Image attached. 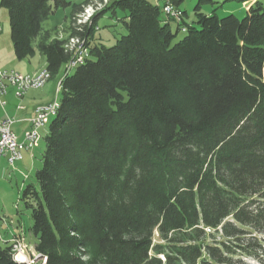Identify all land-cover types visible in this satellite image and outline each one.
I'll return each mask as SVG.
<instances>
[{"label":"trees","instance_id":"trees-1","mask_svg":"<svg viewBox=\"0 0 264 264\" xmlns=\"http://www.w3.org/2000/svg\"><path fill=\"white\" fill-rule=\"evenodd\" d=\"M90 1L0 0L16 59L38 52L51 79L71 60L43 27L59 8L88 49L20 197L35 251L46 264H264L263 2L238 18L198 0L187 22L182 0H110L127 32L106 46L92 43L98 13L75 25ZM0 264L26 263L0 241Z\"/></svg>","mask_w":264,"mask_h":264},{"label":"rangeland","instance_id":"rangeland-1","mask_svg":"<svg viewBox=\"0 0 264 264\" xmlns=\"http://www.w3.org/2000/svg\"><path fill=\"white\" fill-rule=\"evenodd\" d=\"M74 1L80 2L82 0ZM109 1L110 0L90 1L94 5V7H98V9H94L89 16H85V18L87 17L85 20L88 19L86 23H89V25L91 24L90 22L92 21V16L95 13H98L99 16L92 43H102L106 46H110L114 44L117 38L127 32L121 20L126 12L120 8H116L115 12L113 13L112 9H107ZM151 1H154L159 5H163L164 3V0ZM254 1L255 0H247V3H245V1L242 0H212L211 3L210 1L203 0L200 2V8L201 11L204 13L211 14L212 12H216L219 17H224L227 14L233 13L238 18H243L246 14V8L249 4L253 3ZM261 1L264 5V0ZM197 2L198 0H182L178 4L179 8L186 12V14L183 15L185 21L191 22L192 20H194V6ZM70 10V7L65 9L59 8L54 14L49 16V18L43 22V27L45 29H51L53 27H56L55 31L52 32L53 36L64 38L67 40L70 37V34L66 30L69 27L68 25H70L71 23L70 20L66 18V15L70 13ZM170 18V28L174 32L176 30L177 20L172 19V17ZM0 23V39L2 42V60L0 68H4V64H6V61L15 57V55L13 51V44L10 38L8 10L5 7H2L1 5ZM184 34V32L179 30L174 40H179ZM40 57L41 55L37 52L35 54L34 62L38 61V59L40 60ZM8 66L14 68V66L12 65ZM74 69L75 68H72L70 70V73H72ZM60 74V76L64 74V67L61 69ZM59 78L60 77H58V79ZM58 79L50 80V82L56 83ZM33 91L37 92L40 90H29L28 93H32ZM55 98L58 99V101L60 99V91H57L56 93V89L51 98V101H53ZM52 119L53 117L51 116L49 122L39 129L40 137L37 140L36 146L31 151L25 153L23 160L15 163V165L11 167L7 164L5 156H2L0 159V217L1 219L5 218L7 220V223H3L1 221L0 232L3 236L4 230L9 226L10 221L17 225L19 223L25 233V241L28 245H31V247L34 246L36 240L35 237L29 231V228L32 224V219L30 216V210L24 206L23 200L20 197L25 184L32 180L35 171L41 167V156L45 148V135L48 131L49 123ZM13 128L17 132L18 137L21 138L24 130L18 129L16 125H14ZM19 255L22 256L23 253H20ZM160 257L161 259H163L162 255ZM242 258L249 264H259L257 263V261L253 260L250 257Z\"/></svg>","mask_w":264,"mask_h":264},{"label":"built area","instance_id":"built-area-1","mask_svg":"<svg viewBox=\"0 0 264 264\" xmlns=\"http://www.w3.org/2000/svg\"><path fill=\"white\" fill-rule=\"evenodd\" d=\"M164 5L166 15L179 19L180 15L177 14L175 7L169 6V2ZM94 9H98V7H94L92 2L85 5L83 11L77 15L75 25L86 23L88 19L85 20L87 18L85 16H89ZM64 48L71 55V60L63 66L64 74H67L72 68H75L84 61L88 56V49L84 45V41L77 35H70L64 43ZM63 75L57 80L56 93L60 91V81ZM50 79L51 75L45 67L29 73H22L15 69H0V106L4 108L6 105L3 96L7 93L9 87L13 89L14 96L21 99L29 90L44 87ZM58 107L59 101L56 98L51 102L36 105L32 115L26 118L28 127L23 129L24 132L21 138L18 137L13 128L18 119L9 115L1 118L0 159L2 156H5L7 164L11 167L23 160L25 152L31 151L36 146L37 140L40 137L39 129L49 122L51 116L54 117L56 115ZM17 108L20 109L23 106L18 105ZM2 221L3 223H7L5 218ZM10 223L12 222L10 221ZM0 241H8L10 243L14 259L17 261H22L26 264H46V257L37 253L31 245L26 243L21 227H17L8 239L3 237L0 232ZM20 253H23L24 257L20 256Z\"/></svg>","mask_w":264,"mask_h":264},{"label":"crops","instance_id":"crops-1","mask_svg":"<svg viewBox=\"0 0 264 264\" xmlns=\"http://www.w3.org/2000/svg\"><path fill=\"white\" fill-rule=\"evenodd\" d=\"M1 60H2V42L0 39V64H1ZM34 60H35V55L33 57L23 60H17L15 59V57H13L8 61H6V64H4L5 66L4 68H11L22 73H26V72L29 73V72H35L45 67L46 64L43 56H41L40 60L38 59V61L36 62H34ZM8 65H12L14 66V68ZM60 75L61 74H59L56 78H52L50 80L58 79ZM50 80L45 84L44 87L39 89L40 91L37 92L33 91L32 93L27 92L21 99H18L14 96L12 88H8L7 93L3 96L4 100L6 101V105L4 106V108L0 106V119L6 115L14 116L16 117V119H18V121L15 123L16 127H18V129H25L28 126L26 118L32 115L35 106L38 104L47 103L51 101V98L56 89L57 81L56 83L55 82L52 83L50 82ZM18 105H22L23 108L18 109L17 108ZM17 226L18 225L15 223L9 224V226L4 230L3 236L6 239H8L12 235L13 231L17 228Z\"/></svg>","mask_w":264,"mask_h":264},{"label":"bare ground","instance_id":"bare-ground-1","mask_svg":"<svg viewBox=\"0 0 264 264\" xmlns=\"http://www.w3.org/2000/svg\"><path fill=\"white\" fill-rule=\"evenodd\" d=\"M170 6V5H169ZM163 10L165 11V6H164V8H163ZM177 11V10H176ZM177 14L179 15V12H177ZM23 256V255H22Z\"/></svg>","mask_w":264,"mask_h":264},{"label":"clouds","instance_id":"clouds-1","mask_svg":"<svg viewBox=\"0 0 264 264\" xmlns=\"http://www.w3.org/2000/svg\"><path fill=\"white\" fill-rule=\"evenodd\" d=\"M60 77V76H59ZM1 221H2V219H1ZM3 222V221H2ZM10 223V222H9ZM10 224H12V223H10ZM4 237V236H3ZM33 248H34V246H33Z\"/></svg>","mask_w":264,"mask_h":264}]
</instances>
